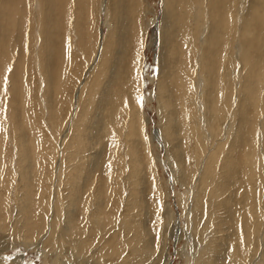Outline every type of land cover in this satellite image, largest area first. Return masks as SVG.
<instances>
[{
    "label": "rangeland",
    "instance_id": "374dc122",
    "mask_svg": "<svg viewBox=\"0 0 264 264\" xmlns=\"http://www.w3.org/2000/svg\"><path fill=\"white\" fill-rule=\"evenodd\" d=\"M0 95V264H264V0H0Z\"/></svg>",
    "mask_w": 264,
    "mask_h": 264
},
{
    "label": "bare ground",
    "instance_id": "6f19581e",
    "mask_svg": "<svg viewBox=\"0 0 264 264\" xmlns=\"http://www.w3.org/2000/svg\"><path fill=\"white\" fill-rule=\"evenodd\" d=\"M64 6H66V5H64ZM62 10H64L63 8L61 9V11ZM65 11V16L67 17V19H69V11H68V9H65L64 10ZM64 11H62V12H64ZM64 14V13H63ZM63 16V15H62ZM7 17V16H6ZM64 17V16H63ZM48 18V17H47ZM8 19V18H7ZM40 37H41V35H40ZM100 38H102V42H103V39H104V36L101 34L100 35ZM7 93V92H6ZM5 93V94H6ZM0 99H1V95H0ZM28 217H30V215H28ZM29 220V219H28ZM28 223L30 224V228L32 229V228H34L33 227V225L31 224V222L30 221H28Z\"/></svg>",
    "mask_w": 264,
    "mask_h": 264
}]
</instances>
